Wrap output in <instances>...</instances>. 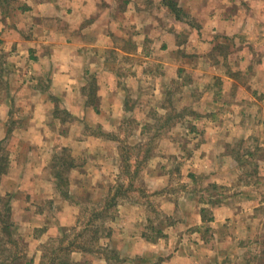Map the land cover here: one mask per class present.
I'll return each mask as SVG.
<instances>
[{
    "label": "rangeland",
    "instance_id": "obj_1",
    "mask_svg": "<svg viewBox=\"0 0 264 264\" xmlns=\"http://www.w3.org/2000/svg\"><path fill=\"white\" fill-rule=\"evenodd\" d=\"M10 3L9 23L28 7L18 0ZM124 5H98L101 15L106 13L99 17L100 31H124L125 24L116 16ZM40 18L44 24L52 20ZM126 22L132 32L138 30L139 21ZM143 22L150 31L157 29L153 21ZM7 34L12 32L7 30ZM152 40L158 41V35L150 38V44ZM231 48L217 46L208 59L196 57L187 48L181 53L189 65L183 71L162 69L157 60L150 61L149 79L136 93L140 97L127 103L134 114L123 122L122 140L117 141L121 146L114 149L104 143L97 155L89 150L88 142L65 146L61 137L66 134L57 135L53 127L35 138L24 131L29 123L28 108L22 107L28 101L22 98L28 93L22 89L25 81L14 83V66L3 65L5 52L0 51V106H9V111L0 107L4 128L0 130V157L6 156L10 164L7 172L0 173V194L12 209L19 255H25L22 264L30 260L39 264L46 250L58 257L65 251L75 264L149 263L171 251L205 252L210 264H264V175L258 174V169L264 173V131L259 130L260 138L258 134L240 138V124H256L259 117L250 116L251 112L263 107L259 95L260 101L253 103L242 94L252 91L248 85L264 51L253 52L252 66L241 70L236 61L240 54L230 56L233 62L219 63ZM16 92L21 97L14 103L9 98ZM245 108L249 116L240 113ZM62 113L57 117L68 119ZM139 126L143 130L138 131ZM241 153L249 154L242 162L247 172L243 176ZM257 159L262 161L259 168ZM63 162L72 166L65 167ZM130 163L129 173L123 167ZM57 168L63 169L61 177L67 181L63 187ZM240 190L248 193L242 195ZM115 192L117 204L94 217ZM253 202L262 203L256 222L251 210H240ZM200 217L205 224L196 221ZM184 233L191 240L177 242ZM50 242L54 243L49 246ZM214 254L221 260H213Z\"/></svg>",
    "mask_w": 264,
    "mask_h": 264
},
{
    "label": "crops",
    "instance_id": "obj_2",
    "mask_svg": "<svg viewBox=\"0 0 264 264\" xmlns=\"http://www.w3.org/2000/svg\"><path fill=\"white\" fill-rule=\"evenodd\" d=\"M18 1L22 5L26 2L28 7L24 12L19 10L16 21L9 23L0 10V51L5 52L3 65H10V69L14 66V83L20 85L25 81L22 89L28 93L22 98L28 101L22 107L28 108L29 123L24 131L35 138L39 132H48L49 127H53L57 135L66 134L61 137L62 144L77 147L88 142L89 150L96 151L94 155L99 154L104 143L112 144L114 149L119 146L117 141L122 140L119 133L125 129L123 122L134 114L127 103L140 97L136 93L149 79L150 61L157 60L162 69L183 71L189 66L181 58L187 48L196 57L208 59L217 46L231 45L229 56L220 57L219 63L233 62L230 56L240 54L237 65L240 61V69L245 70L252 66L253 52L260 50L263 54L264 51V0H174L176 9L166 0H102L111 8L117 3L125 4L116 15L125 24L120 33L116 28L100 31L99 17L106 16L98 11L100 0ZM110 11L108 15L112 16ZM41 16H50L52 20L44 24ZM127 20L133 24L139 21L136 32L124 23ZM145 20L153 21L157 29L150 31ZM7 30L12 34L8 35ZM154 35H158L159 40H152L150 44ZM259 61L248 85L252 91L247 89L246 95L242 94L246 101L253 103L260 101L258 95L264 99V56L261 55ZM193 64L196 65L194 60ZM171 79L176 78L172 76ZM10 96L9 100L16 103L21 93ZM262 103V109L250 115L259 117L260 121L252 126L240 124V138L253 134L261 137L259 133L264 131ZM3 107L9 111V106L4 104L1 110ZM244 110L240 112L243 115L248 113L246 108ZM62 112L68 119L57 117L62 116ZM141 128L138 131L143 130ZM0 130L4 131L3 126ZM32 147L35 150L33 144ZM115 153L121 163L119 152ZM248 156L240 154V176L247 173L242 162ZM255 162L257 168L262 166L260 159ZM258 174L264 175L259 169ZM240 193L246 195L248 192L240 190ZM261 204L253 202L240 206V210H251L253 222H256L260 220ZM196 221L205 224L201 217ZM190 240V234L184 233L177 242ZM207 255L205 252L171 251L160 255L156 262L141 264H210ZM214 258L221 260L216 254ZM240 264L245 263L241 261Z\"/></svg>",
    "mask_w": 264,
    "mask_h": 264
},
{
    "label": "trees",
    "instance_id": "obj_3",
    "mask_svg": "<svg viewBox=\"0 0 264 264\" xmlns=\"http://www.w3.org/2000/svg\"><path fill=\"white\" fill-rule=\"evenodd\" d=\"M11 1L12 0H0V3H3L2 5L0 4V8H2V12H4L5 19L7 18V15L11 13V10L9 7L11 4L10 3ZM166 1L168 2V5L171 8L173 9L177 8L174 0H166ZM1 149H3V147L0 146V150ZM127 162H128L127 159H124L122 161V163L124 164ZM63 163L65 167L72 166L71 163H68V162H63ZM9 165H10L9 161L6 156L0 157V173L7 172L9 169ZM130 165L131 163L126 164V166L123 167L124 169H127L126 171H129V173H130ZM62 170L63 169L61 168H57L55 171L57 174L58 182L59 184L61 183L60 187H63L62 186L63 181L64 183H67V181L61 177ZM136 173L137 172L133 174V177L130 180L131 185L134 183V177ZM122 184L123 183L121 181V184H119L118 187L119 186L123 187ZM119 189L121 188L119 187ZM117 195L118 193L115 192L113 196L111 197L108 196L105 199L104 207L101 210H98V213H96L94 217H99L97 215H100V214L103 215L104 212L107 211V209H109V207H113L114 205H116L118 202ZM11 215H12V209H11L9 200H4V197H2L0 194V251H2V254H0V264H22V262L25 260V255H19L21 253V251L18 250L20 243L18 239L15 238L14 236V229H13L14 222L12 221ZM92 220H93V217L91 216V219L89 221H92ZM53 243L54 242H50L49 246H51ZM83 248H86V247H83ZM61 250H64V249L61 248ZM54 251L57 252L58 250L55 249ZM67 256L68 254L66 255L65 251H64L63 256L58 257L57 255L53 256L51 254H48L46 250L45 253L43 251V255L41 257L39 264H75ZM261 257L264 258V252L261 254ZM25 264H33V261L31 260L27 261Z\"/></svg>",
    "mask_w": 264,
    "mask_h": 264
}]
</instances>
